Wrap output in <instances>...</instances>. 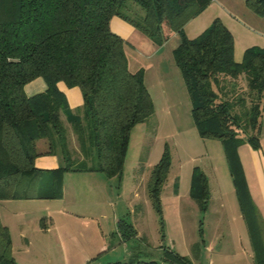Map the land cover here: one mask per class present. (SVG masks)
Wrapping results in <instances>:
<instances>
[{"label":"trees","instance_id":"obj_1","mask_svg":"<svg viewBox=\"0 0 264 264\" xmlns=\"http://www.w3.org/2000/svg\"><path fill=\"white\" fill-rule=\"evenodd\" d=\"M208 1L0 0V199L60 197L62 174L68 170L119 174L129 130L153 112V104L142 67L128 69L124 41L108 26L117 15L156 44L173 31L178 34L171 55L189 97L193 125L200 137L219 139L254 264H264V224L236 150L242 142L259 147L264 45H249L234 60L232 35L218 17L187 37L183 24ZM244 2L251 11L264 13V0ZM36 76L45 88L26 95L23 84ZM57 81L79 88V106L68 108ZM39 140L44 149L37 146ZM45 152L57 154V166L33 165L35 155ZM167 167L164 147L147 183L156 209ZM189 195L204 209L207 186L197 166L191 170ZM117 221L124 227L119 229L122 238L135 236L131 222ZM0 264H17L1 222ZM102 264L199 263L162 244L157 259L141 257L131 247L125 259Z\"/></svg>","mask_w":264,"mask_h":264},{"label":"rangeland","instance_id":"obj_2","mask_svg":"<svg viewBox=\"0 0 264 264\" xmlns=\"http://www.w3.org/2000/svg\"><path fill=\"white\" fill-rule=\"evenodd\" d=\"M214 17L229 29L232 54L237 53L239 59L245 47L264 45V13L251 11L244 0H209L182 30L190 37L189 25L199 20L204 28ZM171 33L155 50L158 44L138 29L127 40L128 69L141 65L143 70V63L154 57L162 62L147 69L153 112L130 128L119 174L72 171L64 179L61 199H10L5 214L17 264H102L125 259L131 247L141 257L157 259L162 244L193 262L208 264V244L226 250L248 244L221 143L217 138L200 137L193 125L189 97L171 55L178 34ZM260 121L259 146L264 150V102ZM68 141L75 146L72 134ZM164 147L168 167L156 209L147 183ZM193 166L203 172L207 186L202 210L189 195ZM26 213L28 224L21 228L18 216ZM119 218L131 222L138 236L122 238Z\"/></svg>","mask_w":264,"mask_h":264},{"label":"crops","instance_id":"obj_3","mask_svg":"<svg viewBox=\"0 0 264 264\" xmlns=\"http://www.w3.org/2000/svg\"><path fill=\"white\" fill-rule=\"evenodd\" d=\"M195 16H193V17L189 18L187 21H185V23L183 24L182 27L184 28L185 25H187L188 23L190 24L191 22H189V21L194 19ZM108 26H109L111 31L115 32L116 34H118L123 39V41H124L123 42V49H124L125 54H127L126 53L127 50L125 49L126 43H128L127 40L132 35L133 31L136 28L133 27L129 22L120 18L117 15H112L109 18ZM202 26H203V24H201V22L199 20H195L193 22L192 26H190V25L188 26L189 32H190L189 35L186 33L187 31L185 29L184 30H185V33L191 37L193 35L195 36L196 34H198L203 29ZM188 28H187V30H188ZM173 33H176V32H172L171 34H173ZM169 37H170V34L167 38H169ZM167 38H165L163 41H165ZM176 43H177V41H176ZM160 44L156 45L154 47V50L156 47L159 48ZM156 53L157 52H153L152 55H155ZM233 59L239 60L237 53L236 54L233 53ZM161 62L162 61L160 58L154 57L153 59H150L147 63H143V65H142L143 66V83L146 86L147 90H148V86L146 84V76L148 73L147 69H150L154 65L156 67L157 65H160ZM127 64H128V60H127ZM138 67H141V65H137V67H134V69H130V68L129 69L135 70ZM157 74H156V76H157ZM152 79L156 80V77L152 76ZM56 85H57L58 89H60L64 93L66 101H67V106L69 109H73L74 107L79 106L81 104V101H82L81 94H80L79 88L76 85L67 86L62 81H57ZM44 88H45V83L40 76H36V77L28 80L27 82H25L23 84V92L26 95H30V94L35 93L37 91H41ZM63 117H64V115H63ZM37 146L40 149H44L45 143L42 140H39L37 142ZM236 150H237L238 159H239L241 167H242L244 179L246 182V186H247V190L249 192L250 198H251L252 202L254 203V205L256 206V208L259 212V215H260V217L263 221V224H264V150L261 148V146H259V148H257V149H253L246 142H242L239 145H237ZM58 162H59V157L57 156V154H54V153H46V152L40 153V154L35 155V157L33 158V165L35 167H38V168H52V167L57 166ZM71 172L72 171H69V170L63 172V174H62V186H63V182H64L65 177H67V176L70 177ZM58 198L61 199L62 196L57 197V199ZM24 199L27 201H31V200H35V199H51V198H24ZM10 201H12V200L0 199V206H1L0 212H1V208L3 210L2 211L3 216L0 213V222L3 223L4 225L7 224L6 226H9V221L7 222V214H5V213L8 212L7 209H8L9 203H11ZM14 203H17V202H14ZM238 210H239V207H238ZM239 214L242 217L240 210H239ZM18 217L21 221V228H22L24 223H25V225L28 224L27 213L23 214L21 216H18ZM242 219H243V217H242ZM244 224H245V222H244ZM245 228H246V225H245ZM246 233H247L248 244H246L247 242H245V244L243 246L241 244L239 246L236 245V246H234V249L232 247L231 250L224 249V246L214 247V246H211L212 243L208 244L206 246V250L210 252V254L208 255V258H207L208 264H214V260H217V264H219V262H222L221 264H242L243 262L254 264V261L252 258V248H251V244L249 241L247 229H246ZM135 236H138L137 230H135ZM243 241H246V239L245 240L243 239ZM239 242H241L240 238H239ZM99 243H100V241H99ZM102 245H103V243H100L99 246H102ZM25 248H28V247L25 246ZM11 253H12L14 259H16V256L14 254V250L12 248V243H11ZM19 264H24V263H19Z\"/></svg>","mask_w":264,"mask_h":264}]
</instances>
